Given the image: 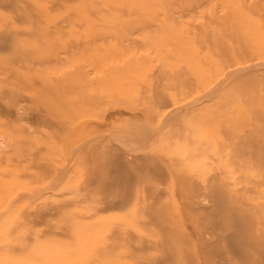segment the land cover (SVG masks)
I'll return each instance as SVG.
<instances>
[{
  "label": "rangeland",
  "instance_id": "rangeland-1",
  "mask_svg": "<svg viewBox=\"0 0 264 264\" xmlns=\"http://www.w3.org/2000/svg\"><path fill=\"white\" fill-rule=\"evenodd\" d=\"M81 1L0 0V264H264V0Z\"/></svg>",
  "mask_w": 264,
  "mask_h": 264
},
{
  "label": "bare ground",
  "instance_id": "bare-ground-1",
  "mask_svg": "<svg viewBox=\"0 0 264 264\" xmlns=\"http://www.w3.org/2000/svg\"><path fill=\"white\" fill-rule=\"evenodd\" d=\"M87 2H91V0H82L81 1V4H77L76 6H74V10L75 11H77V10H79V11H81V10H87V8L88 7H94V1L92 0V2L90 3V5L87 3ZM101 3H103V1H101ZM30 5V4H29ZM105 5H106V3H105ZM31 7V9L32 10H28V9H25V11L27 12V11H29V13L30 14H32V15H36V14H38V12H44V8L43 7H40L39 5H36V3L34 4V5H30ZM91 7H90V9H91ZM247 16H245L244 17V23L241 25L242 26V29H243V32H244V34L245 35H247V37L248 38H252V37H255V38H257L258 37V35H259V31H261L260 29H261V27H256L257 25H253V27H250V23H251V20L247 17ZM249 20V21H248ZM251 25H252V23H251ZM255 29V30H254ZM253 31H255V32H253ZM261 34V33H260ZM261 46V45H260ZM262 48H264V46H261ZM261 47H259V48H261ZM192 56L190 55V58H191ZM62 93V92H61ZM61 93H56L57 95L59 94V95H61ZM64 99V98H63ZM64 108V107H63ZM67 111V110H66ZM65 114V113H64ZM58 118H61V115H58L57 116ZM262 141H260V143H261ZM259 143V144H260ZM251 147V148H250ZM250 147H248L249 148V150H250V152H251V149H252V146H250ZM261 148L259 147V149H257V150H260Z\"/></svg>",
  "mask_w": 264,
  "mask_h": 264
}]
</instances>
